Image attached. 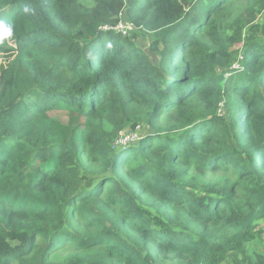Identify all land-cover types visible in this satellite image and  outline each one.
I'll return each instance as SVG.
<instances>
[{
  "label": "trees",
  "instance_id": "obj_1",
  "mask_svg": "<svg viewBox=\"0 0 264 264\" xmlns=\"http://www.w3.org/2000/svg\"><path fill=\"white\" fill-rule=\"evenodd\" d=\"M263 13L0 0V264H264Z\"/></svg>",
  "mask_w": 264,
  "mask_h": 264
},
{
  "label": "rangeland",
  "instance_id": "obj_2",
  "mask_svg": "<svg viewBox=\"0 0 264 264\" xmlns=\"http://www.w3.org/2000/svg\"><path fill=\"white\" fill-rule=\"evenodd\" d=\"M263 18H264V13L262 14ZM123 31H122V30ZM120 31H122L124 34H127L129 36H133L134 34V28L131 24L127 23V22H124L122 21L121 22V26L119 27ZM149 41L146 39V40H143L140 41V43H142L143 46H148V43ZM58 116L60 117H64V114L61 113V114H58ZM145 125H143V123L138 127V129L136 130H127L125 131L121 137H120V142L121 144H131V143H136L138 141V136H139V132H140V129L141 128H144ZM197 174L198 176H200L198 173H195Z\"/></svg>",
  "mask_w": 264,
  "mask_h": 264
},
{
  "label": "clouds",
  "instance_id": "obj_3",
  "mask_svg": "<svg viewBox=\"0 0 264 264\" xmlns=\"http://www.w3.org/2000/svg\"><path fill=\"white\" fill-rule=\"evenodd\" d=\"M28 9H25L27 11ZM13 35V27L11 24H5L0 21V41L4 38L11 37Z\"/></svg>",
  "mask_w": 264,
  "mask_h": 264
},
{
  "label": "built area",
  "instance_id": "obj_4",
  "mask_svg": "<svg viewBox=\"0 0 264 264\" xmlns=\"http://www.w3.org/2000/svg\"><path fill=\"white\" fill-rule=\"evenodd\" d=\"M121 26V23L119 24V26L117 27L119 29V27ZM122 30V29H121ZM123 31V30H122Z\"/></svg>",
  "mask_w": 264,
  "mask_h": 264
}]
</instances>
